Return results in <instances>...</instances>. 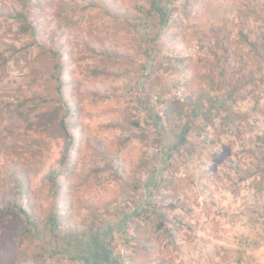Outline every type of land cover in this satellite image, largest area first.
<instances>
[{
    "label": "rangeland",
    "instance_id": "rangeland-1",
    "mask_svg": "<svg viewBox=\"0 0 264 264\" xmlns=\"http://www.w3.org/2000/svg\"><path fill=\"white\" fill-rule=\"evenodd\" d=\"M188 1L161 3L174 12L154 41L158 28L149 34L140 28L139 37L132 28L148 0H94L97 6L0 0V264H264V191L252 185L255 177L240 181L235 169L237 162L253 166L247 150L260 148L264 136V79L257 73L247 84L252 69L262 66L264 73V58L260 65L241 60L247 57L241 33L256 38L264 30V0ZM249 10L257 11L251 14L257 20H245ZM26 11L35 35L23 34L16 18ZM219 35L232 55L229 102L218 118L217 110L200 115L190 145L164 169L161 149L182 132L156 124L163 114L157 96L185 100L194 111L196 102L205 110L221 95L207 51ZM88 44L102 52V76H91ZM57 63L65 66L60 77L67 98L81 110L66 119L68 130L61 124L66 106L58 99ZM154 64L161 66L157 73ZM224 112H237L242 124L224 127ZM73 133L76 145L67 152ZM17 176H28L23 204L29 213L44 220L56 206L66 217L57 241L42 227L35 238L26 235L14 207ZM151 207L167 212L174 238L158 229ZM80 233L86 234L84 249L56 254ZM45 248L53 257L33 260Z\"/></svg>",
    "mask_w": 264,
    "mask_h": 264
},
{
    "label": "trees",
    "instance_id": "trees-1",
    "mask_svg": "<svg viewBox=\"0 0 264 264\" xmlns=\"http://www.w3.org/2000/svg\"><path fill=\"white\" fill-rule=\"evenodd\" d=\"M83 1L84 2L90 1L91 2L89 3L90 6H97L96 3L93 2L94 0H83ZM148 1H149L148 6L147 7L143 6V8L140 9L141 15L138 14L137 16L134 17L135 25H133L132 28L133 29L137 28V30H135L137 37H139L140 35V32L138 31V29L140 28L143 30H146L147 34L153 33V31L156 28H158L157 31L154 33L153 39L155 41L159 37L160 33L167 26L168 21L171 20V17L173 16L172 14L174 11H173V7L171 8V6H170V10H168L169 8L167 6L161 5V3H164L163 2L164 0H158L160 3L158 4L159 6H156V7H154V2H156L155 0H148ZM185 3L186 5H189L188 0H186ZM109 5H110L109 2H106V1L104 2V6L108 12H110V9H111L109 8ZM119 10H120L119 8L115 10L116 18H122L123 16L121 13L122 11H119ZM25 13L26 14L24 15L18 14V16H16V18L20 21L19 23H21L20 27L22 29V33L26 35L27 34L35 35L36 26L34 22L30 20L31 14L29 11H26ZM254 13H257V11L256 10L250 11V14L243 15V17L245 18L246 21H251L253 18L254 20H257L256 17H253L251 15V14L254 15ZM130 17L131 16L127 14L126 16H124L123 19L127 21V19ZM241 37L244 39L243 43L245 44V48L247 49V53H246L247 57L242 55L241 60L242 61L247 60L246 65H248L249 62L258 63V65H260L259 64L260 60L264 58V30L258 31L256 38H250L244 32L241 33ZM226 43L227 41L221 35H219L217 44H215L214 46H211V45L207 46L208 47L207 51L209 52L210 54L209 56L211 59L210 65L213 68L212 73L213 75H215L216 73H219L218 76H214V77L219 78V81H220L219 85L221 86V88H219V91L222 94L214 98L211 97L210 102L206 106L205 110L202 109L203 105H205L202 102H198V103L196 102L197 108L193 111L187 108L185 100L178 99L175 102L174 100H169V99L164 98L163 95L157 96V99H160V103H161L160 105L163 106V112H162L163 114H161V117L158 116V118L160 117L161 121H156V124L158 126H161V125L169 126L170 125L176 131L181 129L180 131L182 132V133L175 132V134H179L177 137V141L173 142L170 145L166 144L164 146V150L161 149V155L165 158V161H166V166L164 169L171 167L172 165L171 159L174 155L179 154L184 147H187L188 145H190V142L187 137L191 135V133L193 132L195 121L200 117V115L203 114L204 111L213 112L217 110V114L214 115V118L215 117L218 118L220 117L221 113H223L221 111L222 110L221 108L227 106L229 102V93L231 91L229 87H232V85L230 84L232 79H228L227 75L230 71L232 55L229 51V47L227 46L228 44ZM86 48H87V52L90 53V56H89L90 60L88 61L87 66L91 73V76L98 77V76L104 75L106 72L104 71V68L102 66V60H99L98 62L99 64H97V60H98L97 58L101 56L102 52L93 45L88 44ZM254 53L257 54V59L251 56ZM57 56L58 58H61L62 54L61 55L58 54ZM159 67L160 68L157 67V64L152 65L151 72L157 73L158 70L161 69V66ZM64 69H65L64 63H61V64L57 63V65L55 66V76H56V82H57L56 89L58 92V99L61 102H63L66 106L64 107L66 109V115L62 118L61 124H62V127H64V129L68 130L69 123L66 122V119L69 118V116H71V118H74L76 113L81 112V110L79 106H75L73 104L72 98L70 99L67 98L68 93L64 91L65 89L64 87H65V84H67V82L64 83L60 77ZM242 71H245V70L241 69L239 70V73H242ZM262 71H263L262 66L260 67L259 71H257V69L255 68L252 69V71H250V74H249L250 79L247 81V84L253 83V78H255V75L257 73H260V75L264 79V73H262ZM145 78L146 80H152L153 74L150 75L148 73ZM233 89H234L233 93H236L238 91V88L234 87ZM157 103H158V100H157ZM259 106H260V102L257 101V105H256L257 109ZM183 117L187 119L185 121L186 123L184 125H181ZM242 120H243L242 117L240 116V114L238 115L237 112H230L228 114L224 112V114H222L223 126L227 128L229 125L240 126L242 124ZM75 126L78 127L79 125L76 124ZM82 132L84 133L83 128H82ZM67 138L68 139H67V144H66V151L68 152L74 145H76L77 137L73 133V134H68ZM260 140H262V146L260 148H258L257 150L249 149L247 150V153H246L252 158L253 166L250 168H241L240 163L237 162L235 163L236 165L235 169L237 170V173L240 175V181L242 182L248 181L255 177L252 181V185L256 187L258 191L262 192L264 191V136L260 138ZM180 141L181 143H179ZM99 157L102 159H105L103 158V156H99ZM69 158H70L69 154H65L62 157V161L64 165L70 164L68 162ZM67 169L69 168L64 167L63 172H60V171L55 172L53 175L54 179L57 180L58 176H61V174H64L67 171ZM26 178H28V176L26 177L17 176L18 187L20 188L19 194H17V198L19 202H16L14 204V207L16 208V214L17 216L20 217V221L22 222L24 226L23 228H25V233L26 235H30L33 238H35L36 237L35 233L39 232V228L42 227L43 230L41 231L45 234V236L49 234L52 238H54L57 241L58 237L55 235V233L59 232L60 226L63 225L66 217L64 216V214L61 213V211H59L56 208V206L50 211V213L46 216L44 220H42V218H40L39 216L35 214L29 213L23 204V198H24V195L28 193L27 186L29 185L28 180ZM55 187L58 188V190L60 191L61 189L60 185H58V187L57 186ZM58 190L56 189L53 192L55 199L58 198L59 196ZM159 209L160 208L151 207L149 209L150 215H154L158 217L159 222H158L157 227L159 230L165 229L166 232L169 233L168 236L174 238L175 234L171 232V229L167 228L168 225L166 224L169 215L167 214V212H163V211L160 212ZM74 238L78 240L77 244H71ZM85 238H86V234H83V233H80L79 235L75 234V236H72V237L70 236L69 238L66 239V242H65V245L67 246H65V248H61V251L59 250V252L56 254L65 255V252L70 251V249H74V250L84 249V246L87 245ZM45 254H47L49 257H53V253H51L50 251H48V249L45 248V250L41 254L33 255V260H35L36 262H39V259L45 256Z\"/></svg>",
    "mask_w": 264,
    "mask_h": 264
}]
</instances>
